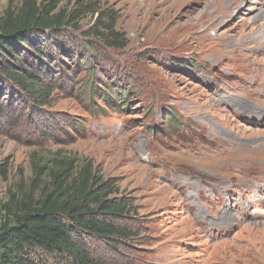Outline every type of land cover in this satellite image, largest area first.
Here are the masks:
<instances>
[{
	"label": "rangeland",
	"instance_id": "1",
	"mask_svg": "<svg viewBox=\"0 0 264 264\" xmlns=\"http://www.w3.org/2000/svg\"><path fill=\"white\" fill-rule=\"evenodd\" d=\"M9 3L20 0H0V16ZM58 7L80 12L76 35L101 12L113 20L124 47L99 43L106 59L92 64L97 82L126 87L127 100L106 90L122 110L96 97L88 111L78 89L92 66L83 70L74 53L58 68L43 59L51 90L43 106L5 92L20 122L0 116V206L20 182L37 177L42 186L66 163L72 176L88 163L110 182L108 199L129 200L137 214L128 240L91 246L101 264H264V0ZM169 112L183 130L167 128Z\"/></svg>",
	"mask_w": 264,
	"mask_h": 264
},
{
	"label": "trees",
	"instance_id": "2",
	"mask_svg": "<svg viewBox=\"0 0 264 264\" xmlns=\"http://www.w3.org/2000/svg\"><path fill=\"white\" fill-rule=\"evenodd\" d=\"M60 1L20 0L16 7L9 3L0 16V116L7 117L11 123L20 122V113L18 109L6 110L9 103L3 100L5 92L14 103L18 100L32 106L34 111L39 109L45 104V93L51 91L44 80L49 76L45 73L43 59L58 68L64 63L62 57H71L73 53L83 70L92 66L78 89L83 99L90 102H84L89 105L88 111L97 107L93 102L96 97L104 98L111 105L106 90L117 93L120 102L127 100L126 87L108 85V81L97 82L92 64L105 62L99 43L124 47L122 35L113 31V20L104 19L105 14L101 12L90 29L78 35L70 33L71 28H77L73 20L80 12L69 13L59 8ZM26 59L32 62L30 68L25 66ZM111 106L122 110L119 105ZM164 120L169 130L184 129L185 124L177 122L171 112L165 113ZM44 166L39 170H45ZM71 169V162L66 163L61 172L48 174L49 179L42 181V186L37 177L31 179L28 186L20 182L16 193H11L0 206L3 213L0 264H62L61 259L77 264H101L92 258L99 257L91 249L94 242L104 239L116 246L114 242H123L135 235L129 225L136 226L137 214L133 213L129 200L108 199L113 193L110 182L102 181L90 164L82 165L73 176Z\"/></svg>",
	"mask_w": 264,
	"mask_h": 264
},
{
	"label": "bare ground",
	"instance_id": "3",
	"mask_svg": "<svg viewBox=\"0 0 264 264\" xmlns=\"http://www.w3.org/2000/svg\"><path fill=\"white\" fill-rule=\"evenodd\" d=\"M255 50L257 51L258 49H257V48H254V51H255ZM225 167H227V166H225ZM227 168H229V167H227ZM230 168H232V167H230ZM245 207H246V206H245Z\"/></svg>",
	"mask_w": 264,
	"mask_h": 264
}]
</instances>
